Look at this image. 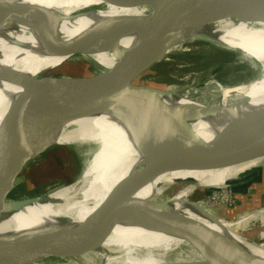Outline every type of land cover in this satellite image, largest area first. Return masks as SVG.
Instances as JSON below:
<instances>
[{"label":"bare ground","instance_id":"1","mask_svg":"<svg viewBox=\"0 0 264 264\" xmlns=\"http://www.w3.org/2000/svg\"><path fill=\"white\" fill-rule=\"evenodd\" d=\"M225 1L240 7L251 0ZM155 15L144 5L126 6L112 0H0V161L1 152L12 150L13 111L21 104L30 106L31 95L44 75L55 74L53 69L77 53L105 70L67 79L95 86L124 62ZM135 18H141L142 24ZM197 36L240 53L249 60L250 68H258L240 81L208 78L213 84L210 100L193 97L201 92L205 74L192 88L160 87L163 91L156 95L180 112L192 130L188 145L224 148L264 139V11L247 19L223 15L219 6L196 14L181 26L172 42L155 49L148 61L157 62L178 44ZM51 99L61 120L52 145L79 144L89 150V156L76 180L66 172L56 178L61 185L39 196L16 195L5 200L0 208V251L18 240L49 235L63 234L67 242L77 226L111 211L112 193L126 175L154 157L175 153L185 135L182 124L161 107L114 100L77 110L56 91ZM16 113L17 119L25 121L21 129L26 133L38 128V116L22 110ZM262 158L264 146L243 160L148 173L136 182L132 197L148 200L176 182L186 184L161 204L128 203L107 232L82 233V247L61 256L65 261L31 262L20 256L0 264H215L216 258L264 264V232L259 234L263 239L250 240L238 231L245 219L264 207L234 221L224 220L189 198L200 190L198 186L205 187L203 192L221 190L230 187L232 176L242 180L255 175ZM196 208L206 216L199 215ZM155 213L176 222L194 241L157 221ZM75 256L83 261L69 262Z\"/></svg>","mask_w":264,"mask_h":264},{"label":"water","instance_id":"2","mask_svg":"<svg viewBox=\"0 0 264 264\" xmlns=\"http://www.w3.org/2000/svg\"><path fill=\"white\" fill-rule=\"evenodd\" d=\"M126 6L144 5L155 11L153 24L144 30L143 36L135 44L127 55L124 62L116 67L111 73L95 86L76 82L70 83L66 76L57 74L44 75L34 95H31L29 105L21 104L17 111H28L38 116L39 126L29 133L25 132L22 124L25 121L17 119V111H13L10 129L12 150L3 151L0 161V208L5 200L11 196V191L16 185L17 178L27 162L49 149L54 141L55 133L60 131V116L55 112L52 105V92L56 91L73 108L85 110L103 106L114 100H126L139 102L149 107H161L167 114H171L182 124L185 135L179 141L175 153H164L152 158L135 171L126 175L113 191L112 209L107 214H98L77 226L66 242L63 234L49 235L44 238H29L15 241L12 246L0 251V262L14 260L20 256L28 261L51 260L58 262V257L72 253L81 246L80 236L82 233L107 232L120 216L128 203H137L141 206L147 204H161L165 198H151L148 200L132 197L136 182L148 173L174 168H194L220 165L251 157L257 150L264 146V139L253 141L246 145H230L217 148L210 145L197 144L189 146L192 136L189 124L172 106L166 105L156 93L163 91L158 86L136 83L135 79L154 61H148L153 51L166 45L175 38L181 26L196 14H204L215 6H219L223 15L232 18H246L250 15L264 11V0H251L242 6L233 7L225 0H112ZM138 24H142L141 18H135ZM205 41L213 45H219L210 39L199 36L192 41ZM189 42V41H186ZM79 50L73 49V52ZM73 77V76H69ZM68 77V78H69ZM170 89V88H165ZM154 107V108H155ZM210 108H207L209 110ZM35 117V116H34ZM1 151V150H0ZM146 208V207H142ZM217 218L229 220L231 218L215 215ZM157 221L164 226L171 227L182 238L186 237L194 241L192 237L174 221L162 214H154ZM234 221V220H233ZM1 249V248H0ZM215 264H259L260 262L248 261L240 258L220 259L216 258Z\"/></svg>","mask_w":264,"mask_h":264},{"label":"rangeland","instance_id":"3","mask_svg":"<svg viewBox=\"0 0 264 264\" xmlns=\"http://www.w3.org/2000/svg\"><path fill=\"white\" fill-rule=\"evenodd\" d=\"M257 68L255 69L257 70ZM147 69L138 75L135 80L152 86L170 89L192 88L196 85L199 77H202L204 74L207 75L206 82L199 85L201 92H197L193 96L197 100L211 99L210 95H212L213 84L208 81V78L222 82H234L252 76L256 72L255 69L250 68L249 60L244 59L240 53L234 54L232 51L225 50L224 47L205 41L182 42L168 53L166 57L157 62L155 61ZM104 70V66H101L85 55L76 53L65 60L59 68L53 69L52 72L57 73V75L63 74L77 77L102 72ZM88 156L89 150L84 147L82 148L79 144H55L51 146L43 154L27 162L17 178L16 185L11 191V196H39L43 191L61 185V181L56 178H59V175L61 176V174L66 172L69 173L72 181L76 180L79 178ZM259 165L257 173L253 176L240 178L242 180L234 179L235 177L233 178L232 176L233 183H230L229 188L221 189L222 191L209 189L203 192L202 190L205 187L198 186L197 189L200 190L189 198L190 200L200 201L202 203L197 207L205 210L208 209L215 215L231 218L229 220H236L245 213L262 209L264 207V192L262 195H259L256 201L249 199L247 201V207L245 206V209L242 211H237L238 213L235 215L230 214L231 217H229L230 215L224 212L225 209L228 210L225 207L228 205L225 204L228 203L231 197L234 200L238 190L240 192L245 190L244 192H246L253 182L260 179L264 173V158L261 159ZM185 184L184 182H176L161 194L156 195L157 197L155 196V198L161 199L169 197ZM189 184H193V182L190 181ZM260 188L262 187L260 186ZM196 210H198L197 213L199 215L206 216L198 208ZM238 231L250 240L263 239L259 238V234L264 232V211H259L245 219L240 224ZM57 260L58 262L65 261L61 257H58ZM81 261L83 260L78 256L69 260V262Z\"/></svg>","mask_w":264,"mask_h":264},{"label":"crops","instance_id":"4","mask_svg":"<svg viewBox=\"0 0 264 264\" xmlns=\"http://www.w3.org/2000/svg\"><path fill=\"white\" fill-rule=\"evenodd\" d=\"M260 186L262 188H260ZM234 189L237 190L236 187H234ZM251 190H252V192H251ZM244 191L240 192V190H238V192L236 193L235 198H234L233 207H231V208L228 207V210L225 209L224 212H227L229 215L230 214L235 215L236 213H238L237 211H242L243 209H245V206L247 207V201L249 199H253V201H256L257 198H259V195H262V193L264 192V173L262 174L260 179H258L257 181L252 183V185L249 187L248 191L247 190H246V192H244ZM258 204H256V205H258ZM229 217H231V215Z\"/></svg>","mask_w":264,"mask_h":264},{"label":"built area","instance_id":"5","mask_svg":"<svg viewBox=\"0 0 264 264\" xmlns=\"http://www.w3.org/2000/svg\"><path fill=\"white\" fill-rule=\"evenodd\" d=\"M233 197H231L228 201V203H226L225 205H228V206H232L233 205Z\"/></svg>","mask_w":264,"mask_h":264},{"label":"trees","instance_id":"6","mask_svg":"<svg viewBox=\"0 0 264 264\" xmlns=\"http://www.w3.org/2000/svg\"><path fill=\"white\" fill-rule=\"evenodd\" d=\"M233 205H234V201H233ZM233 205H232V206H225V207H226V208H228V207H230V208H231V207H233Z\"/></svg>","mask_w":264,"mask_h":264}]
</instances>
